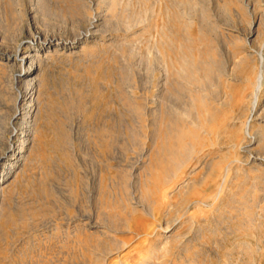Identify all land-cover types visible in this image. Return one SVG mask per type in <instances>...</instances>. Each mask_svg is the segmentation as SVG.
Returning a JSON list of instances; mask_svg holds the SVG:
<instances>
[{
  "label": "rangeland",
  "instance_id": "1",
  "mask_svg": "<svg viewBox=\"0 0 264 264\" xmlns=\"http://www.w3.org/2000/svg\"><path fill=\"white\" fill-rule=\"evenodd\" d=\"M0 264H264V0H0Z\"/></svg>",
  "mask_w": 264,
  "mask_h": 264
},
{
  "label": "bare ground",
  "instance_id": "2",
  "mask_svg": "<svg viewBox=\"0 0 264 264\" xmlns=\"http://www.w3.org/2000/svg\"><path fill=\"white\" fill-rule=\"evenodd\" d=\"M25 77V76H24ZM23 76H22V79L24 78ZM259 86V85H258Z\"/></svg>",
  "mask_w": 264,
  "mask_h": 264
}]
</instances>
